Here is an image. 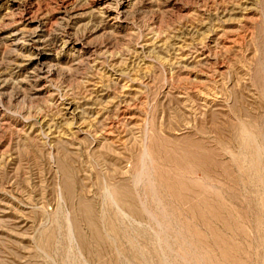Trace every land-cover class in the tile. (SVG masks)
<instances>
[{"label":"rangeland","instance_id":"374dc122","mask_svg":"<svg viewBox=\"0 0 264 264\" xmlns=\"http://www.w3.org/2000/svg\"><path fill=\"white\" fill-rule=\"evenodd\" d=\"M0 264H264V0H0Z\"/></svg>","mask_w":264,"mask_h":264}]
</instances>
